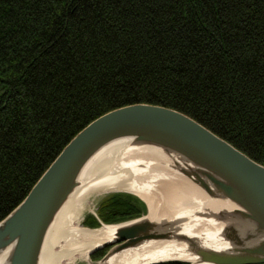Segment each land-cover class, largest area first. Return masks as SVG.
Instances as JSON below:
<instances>
[{
    "label": "trees",
    "instance_id": "16d2710c",
    "mask_svg": "<svg viewBox=\"0 0 264 264\" xmlns=\"http://www.w3.org/2000/svg\"><path fill=\"white\" fill-rule=\"evenodd\" d=\"M131 104L181 112L264 165V0H0V220L81 129ZM144 211L112 193L82 224Z\"/></svg>",
    "mask_w": 264,
    "mask_h": 264
},
{
    "label": "water",
    "instance_id": "95a60500",
    "mask_svg": "<svg viewBox=\"0 0 264 264\" xmlns=\"http://www.w3.org/2000/svg\"><path fill=\"white\" fill-rule=\"evenodd\" d=\"M116 140L161 149L177 172L211 199L231 205L217 212L202 210L194 216L215 218L221 224L217 236L226 247L200 246L193 238L179 237L186 242L195 264L264 263V165L181 112L152 104H131L107 112L81 129L26 196L0 220V253L7 251L2 264H39L45 237L69 195L81 184L84 167L100 149ZM112 193L135 196L145 211L123 221L131 223L118 228L112 241L93 248L91 253L108 247L102 259L147 239L169 237L173 222L146 219V203L132 192ZM92 215L98 219L96 212ZM101 224L106 223L99 220ZM165 261L192 264L184 259L145 264Z\"/></svg>",
    "mask_w": 264,
    "mask_h": 264
},
{
    "label": "bare ground",
    "instance_id": "6f19581e",
    "mask_svg": "<svg viewBox=\"0 0 264 264\" xmlns=\"http://www.w3.org/2000/svg\"><path fill=\"white\" fill-rule=\"evenodd\" d=\"M80 180L81 184L69 195L45 237L39 264H145L168 259H184L195 264V258L191 257L186 242L180 236L193 238L200 246H227L217 236L221 224L215 218L194 216L202 210L217 212L231 205L211 199L182 176L161 149L135 145L129 140L113 141L88 161ZM115 191L139 196L147 206L146 219L173 222L169 228L170 235L144 240L93 261L91 256L96 252L91 253L93 248L112 241L118 228L131 223H106L97 228L82 224L88 200ZM6 256V250L0 253V264Z\"/></svg>",
    "mask_w": 264,
    "mask_h": 264
},
{
    "label": "rangeland",
    "instance_id": "374dc122",
    "mask_svg": "<svg viewBox=\"0 0 264 264\" xmlns=\"http://www.w3.org/2000/svg\"><path fill=\"white\" fill-rule=\"evenodd\" d=\"M112 193V192H111ZM110 193H106V194H102L99 196H93L88 200V204H87V210L83 213L82 215V219L85 215L87 214H93L96 212L97 209V205L99 203V201L104 198L105 196L109 195ZM82 221V220H81ZM105 249V248H104ZM93 261H96L92 258ZM78 264H85L84 262H79Z\"/></svg>",
    "mask_w": 264,
    "mask_h": 264
}]
</instances>
